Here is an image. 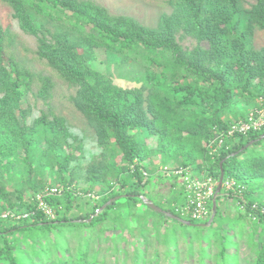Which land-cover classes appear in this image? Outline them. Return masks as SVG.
Returning a JSON list of instances; mask_svg holds the SVG:
<instances>
[{"label":"trees","instance_id":"trees-1","mask_svg":"<svg viewBox=\"0 0 264 264\" xmlns=\"http://www.w3.org/2000/svg\"><path fill=\"white\" fill-rule=\"evenodd\" d=\"M1 1L13 8L21 28L37 37L38 56L61 78L79 87L73 100L96 129L99 144L108 148L114 139L123 156L122 162H113L104 153L89 167V180L99 182V190L73 187L72 180L62 174V193L46 197L55 217L37 208L31 197L57 184L31 178L36 170L32 166L34 157L38 152L60 155L69 132L63 117L53 115L50 119L44 111L33 125L20 121L18 111L23 118L30 111L22 107V101L34 74L21 67L14 56L6 60L5 45L12 34L0 25V92L4 93L0 96V153L5 146L10 148V143L26 152L22 162H10L1 169H17L22 183L15 178L9 191L5 178L0 177V264H109L100 258L99 249L91 254L92 235L82 238L76 255L69 253L68 233L85 227L98 231L96 237L101 231L131 229L136 246L133 264H242V242L249 250L248 264H264V138L245 148L264 133V128L226 138L215 156L208 149L210 139L234 123L225 116L240 98L257 105L260 101L256 108L263 105L264 48L254 47L252 34L256 28L264 29V0H255L250 8H245L243 0H170L172 12L163 13L155 27L129 15L112 14L92 0ZM181 29L197 38L195 49L181 47L177 40ZM101 49L115 63H129L131 56L142 57L147 63L142 85L123 88L108 74L94 69L90 63L97 60ZM52 84L51 78H42L43 97L50 94ZM246 116V112L241 113L242 118ZM151 136H158L162 151L167 150L166 140L175 136L179 146H187L178 150L184 159L175 168L191 167L197 174L206 173L219 180L220 163L226 159L225 179H233L235 186L223 187L222 195L236 198L239 213L235 219L226 217L223 205H219L220 195L213 223L220 217L224 224L210 234L207 242L199 238V229L193 227L196 224L180 221L193 230L185 238L179 237L181 229L170 226L175 219L155 211L140 198L143 194L153 199L146 190L158 168L146 161V139ZM41 142H46L48 149ZM199 152L203 161L196 158ZM74 157V152H65L63 160L57 162L59 168L65 170ZM170 161L169 156L163 158L166 165ZM25 184L33 189L28 197ZM116 196L121 197L98 211ZM179 196L184 197L183 202ZM155 203L183 217L177 208L186 204L184 186L173 203ZM72 210L76 214L70 216ZM8 212L28 215L4 217ZM132 219L143 226L139 236ZM64 226L70 230H64ZM53 230L57 234L52 240L49 233ZM47 236V243H42L41 238ZM152 236L155 242L148 248ZM118 237L112 235L114 240ZM181 240L189 245L186 261L179 254ZM23 242L30 251L22 247ZM162 242L169 248L164 261L159 251ZM194 242L200 247L196 260ZM147 249L152 250V256L147 255ZM123 264H127L126 259Z\"/></svg>","mask_w":264,"mask_h":264},{"label":"rangeland","instance_id":"rangeland-1","mask_svg":"<svg viewBox=\"0 0 264 264\" xmlns=\"http://www.w3.org/2000/svg\"><path fill=\"white\" fill-rule=\"evenodd\" d=\"M98 4L105 6L110 13L115 15H129L136 18L139 22L150 26H157L159 19L163 13H171L173 10L170 0H92ZM245 8H250L255 0H243ZM0 25L3 28H8L11 31L12 39L7 40L5 45L6 50V60L8 61L9 56H14L19 62L21 67L29 69L33 74L32 82L29 88H26V93L23 96L22 107L24 109H30L26 117L23 118L21 113L18 111V115L21 117L20 121L25 122L28 125H33L37 119L42 115V112H47L49 118L52 119L53 115H58L64 118L65 124L68 128L69 134L66 136L63 143V150H60V155L54 154H40L36 153L34 157L33 167L36 168L34 171L32 179L37 181H53L54 184L60 186V180L62 174L69 180H72L73 187H78L81 189H87V191H95L100 189L98 185L99 182L95 184L89 180V167L98 163L103 157L104 153L106 156L113 162H122L123 153L115 145V140L112 139L111 143L108 145V148L102 147L98 142V136L96 129L89 123L88 118L81 112L75 105L73 98L77 95L78 86L70 84L60 77L59 73L48 65L45 59H41L38 56V40L37 37L33 34L25 32L19 23L18 18L15 15V12L12 7L0 0ZM51 29H55L51 26ZM177 40L181 47L184 50H193L198 45L197 38L192 34H187L183 29L179 30L177 33ZM252 44L255 48L261 49L264 48V29L256 28L252 34ZM208 46L207 43L203 44ZM97 60H94L90 65L101 73L108 74L113 82L116 85H119L123 88H135L142 85L144 82V71L143 68L146 66V62L142 57L131 56L129 58V63L125 62H110L109 57L104 49L98 50ZM154 71H159L157 67H153ZM49 77L52 80V87L50 89V94L45 98L41 93L42 89V78ZM4 93L0 92V96H3ZM261 99V98H260ZM262 101V99H261ZM264 103V102H263ZM260 105L256 103H249L243 99H239L236 103L233 110H231L225 117L230 118L233 122L243 119L241 117L242 112H246L247 115ZM176 138L167 139L165 142V151H162L159 143L158 136L147 137V145L149 155L146 159L147 163L151 162L153 165H157L158 168L155 169L156 175L151 179L146 190L150 193V196L160 205H165L173 203L174 197L177 194L178 189L181 188V181L175 180V178L169 174L168 171L161 170V168L174 169L177 163L184 159V155L179 153L178 150L181 148H186L187 146H179V143L176 142ZM175 140V141H174ZM43 148L48 149V144L46 142H41L40 144ZM3 148V151L0 153V177H4L7 183V190H13V183L11 182L15 178L20 184L22 180L17 178L19 173L16 170H8V172H2V167H6L10 162L23 161L26 155L25 150L18 146L16 143H10ZM69 152H74L75 157L70 162L65 170H61L58 165V161H62L63 157ZM197 159L199 161L204 160V156L199 152L197 154ZM169 156L171 159L170 164L166 165L163 163V158ZM17 167V165H16ZM161 170V174H158ZM158 174V175H157ZM5 175V176H4ZM37 175V176H36ZM11 177V178H10ZM10 179V181H9ZM114 181V180H113ZM98 185V186H97ZM105 185V184H103ZM26 195L30 196L33 193V189L28 187ZM95 186V188H94ZM81 192V191H80ZM92 192V196H95ZM224 193V192H223ZM180 201L183 202L184 197L179 196ZM85 202V200H84ZM220 206L223 205V210L226 217H237L238 211V201L235 197H228L221 195V200L219 202ZM181 206V205H180ZM101 211V210H100ZM125 211H128L125 209ZM76 214V213H75ZM74 210H72L69 215L73 216ZM185 219L190 220L188 215L184 216ZM173 219V218H172ZM81 221L80 219H76ZM191 221V220H190ZM133 227H136L137 235L139 236V229L143 226L136 219H132ZM183 223V222H182ZM177 222V220L171 221V228H180L178 230V236L185 238L189 230H193L191 226L185 225ZM199 230L200 236L204 239L202 241L207 242V238L210 237V234L216 229H219L224 222L220 217H217L216 221L210 225L206 226L208 220L199 219L194 220L193 222ZM246 225L248 222L246 221ZM176 226V227H175ZM69 226H64V230H70ZM164 230V228H163ZM134 231V230H133ZM238 229L237 232L238 233ZM97 232H94L91 228H83L80 231H73L68 233L69 241V253L76 255L77 249L79 248L81 242H83L84 237L92 235L93 239L90 244L91 254L95 250H100V258L105 259L109 264H123L124 259H126L127 264H133V252L136 249L135 244L131 239L132 230L128 231L122 230H111V231H101L99 237H96ZM57 234L56 230H53L49 233L51 239L55 238ZM112 235L118 237L119 239L114 240ZM171 235V234H170ZM111 236V237H110ZM172 236V235H171ZM174 236V235H173ZM91 237V238H92ZM110 237V238H108ZM154 239V240H153ZM48 236L44 239L41 238L42 243H47ZM246 240V237L245 239ZM150 244L148 248H152V242H155V236L150 238ZM200 242V241H199ZM31 243V240L28 241ZM144 242L141 241V247H144ZM201 244V242L199 243ZM245 242H242L240 249V256L242 258V264H248L250 258L248 257L249 253L245 246ZM23 248H26L30 251L28 244L23 242L21 243ZM41 246L42 244H38ZM195 260L199 255V246L194 242ZM119 247L120 249H117ZM166 245L162 242L159 246L160 259L165 256ZM179 254L182 260L186 261L187 251L189 245L183 243V240L179 242ZM124 249L127 251L125 252ZM167 249H169L167 247ZM128 252V253H127ZM147 255L152 256V250L147 249ZM37 260V258H35Z\"/></svg>","mask_w":264,"mask_h":264},{"label":"built area","instance_id":"built-area-1","mask_svg":"<svg viewBox=\"0 0 264 264\" xmlns=\"http://www.w3.org/2000/svg\"><path fill=\"white\" fill-rule=\"evenodd\" d=\"M264 128V103L261 107L255 108L243 119L229 125L228 128L221 130L218 135L210 139L208 143L209 154L215 156L216 153L224 146L226 138L236 134H248L250 131H259ZM161 170L168 171L172 176H178L186 193V204L181 205L177 210L184 217L188 215L193 220H207L211 214L210 202L213 201L218 182L216 178L208 176L206 173L197 174L191 167H180L169 169L167 167ZM160 170V172H161ZM147 175L148 172L144 171ZM235 186L233 179H224L223 187L232 189ZM62 189L58 186L46 187L44 190L36 193L31 200L37 202V208L44 210L51 218L55 217V213L51 205L46 201L49 195H59ZM9 215L27 216L28 214L16 215L14 212L5 213L3 216Z\"/></svg>","mask_w":264,"mask_h":264},{"label":"water","instance_id":"water-1","mask_svg":"<svg viewBox=\"0 0 264 264\" xmlns=\"http://www.w3.org/2000/svg\"><path fill=\"white\" fill-rule=\"evenodd\" d=\"M263 138H264V133L259 138L250 140L246 144L245 148L253 145L258 139H263ZM232 155H236V153H232ZM225 161H226V159H222V161L220 163V171H221L220 178H219V182H218V186H217L216 192H215L214 197H213L212 207H211V214H210V217L208 219V223L205 224L206 226L212 225V223L215 220V217L217 215V211H218V197L220 195H222L223 183H224V179H225V169H224ZM139 196L144 201V203L146 205H148L150 208L154 209L155 211L160 212V213H164L167 216H169L170 218H173V219H175L177 221H180V222H183L185 224H188V225L194 224L192 221L187 220L184 217H181V216H179L177 214H174V213L162 208L161 206L157 205L154 202V200L151 199L150 197H148L146 195H143V194H141ZM120 197L121 196H116V197L112 198L106 204H104L103 207L101 209H99L98 211L103 210L104 208H106L107 206H109L110 204L115 202L117 199H119ZM89 220H91V218Z\"/></svg>","mask_w":264,"mask_h":264},{"label":"crops","instance_id":"crops-1","mask_svg":"<svg viewBox=\"0 0 264 264\" xmlns=\"http://www.w3.org/2000/svg\"><path fill=\"white\" fill-rule=\"evenodd\" d=\"M179 180V179H178ZM179 182H180V180H179ZM182 184V183H181ZM181 190H183V186H181V188L180 189H178V191H177V194L178 193H180L181 192Z\"/></svg>","mask_w":264,"mask_h":264}]
</instances>
